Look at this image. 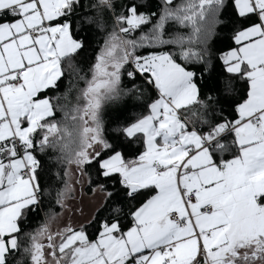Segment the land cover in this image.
<instances>
[{
  "label": "snow or ice",
  "instance_id": "snow-or-ice-1",
  "mask_svg": "<svg viewBox=\"0 0 264 264\" xmlns=\"http://www.w3.org/2000/svg\"><path fill=\"white\" fill-rule=\"evenodd\" d=\"M0 264H264V0H0Z\"/></svg>",
  "mask_w": 264,
  "mask_h": 264
}]
</instances>
